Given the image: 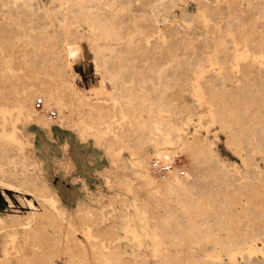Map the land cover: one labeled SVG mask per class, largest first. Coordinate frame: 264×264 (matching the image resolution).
Segmentation results:
<instances>
[{
	"label": "rangeland",
	"instance_id": "374dc122",
	"mask_svg": "<svg viewBox=\"0 0 264 264\" xmlns=\"http://www.w3.org/2000/svg\"><path fill=\"white\" fill-rule=\"evenodd\" d=\"M86 1L34 0L32 2L41 9L31 16L34 19L32 23L30 13L22 10L27 0H0V74H3L0 76V177L20 182L23 187L16 191L0 185V215L7 221L0 225V264H105L102 253L115 256L117 264H197L192 255L183 252L180 253L182 259H177L178 250H196L198 242L195 240L186 236L175 238L173 234L153 236L155 228L152 223L160 224L168 207L174 209L175 217H181L184 208L159 193L158 190L163 189L161 175L151 172L159 185H147L135 173L133 161L150 152L156 140H161L167 133L173 137L180 131V127L166 130V123L185 120L186 112L173 114L168 109L156 108L162 100L175 95L174 100L170 98L174 103L181 105L186 102L197 106L192 120L184 124L187 135L198 127V134L210 137L213 148L240 181L251 180V175L264 180V75L261 73L264 74V0H204L205 3L168 0L167 4L157 6L153 4L155 0L89 1L106 5L116 18L120 15L115 24L118 28L122 24L128 29L134 24L149 25L147 15L152 5L161 17L159 27L162 30L152 33L148 29L146 36L135 38V48L134 45L127 47L122 44L125 49L122 45L117 47L113 57L118 56L111 59L118 63L121 60L117 59L119 51L131 49L132 52L127 53L129 58L132 57L127 70L132 72L135 67L136 71L143 69L144 73L147 69L145 73L150 80L142 84L136 81L140 78V71L135 80L130 78V70L122 71L123 76L103 81L101 69L95 68V51L91 45L113 44L114 40L104 32H101L100 39H80V55L73 63V71L78 73L74 80L80 90L103 105L100 117H92L72 104L73 94L64 87L65 80L57 74L53 60L61 36H51L50 33L54 29L60 30L59 16L63 12L71 13L73 5L82 6ZM101 13L110 14L108 10ZM45 21L50 23L43 30L41 23ZM170 26L183 36L177 53L183 54L184 61L204 57L197 66L199 71L192 75L196 78L184 86L170 78L180 67L177 68L175 63H164L168 51L166 45L170 41L165 30ZM88 27L83 23L79 28L92 37ZM164 34L162 41L159 35ZM153 38L155 43H159L157 46L151 43ZM137 42L143 45L139 47ZM183 45L186 48H182ZM233 45L237 48L238 52L234 50L237 55L229 53V60H224V52ZM142 48L146 50L141 52ZM106 52L109 51L102 50L100 55ZM253 56H258L263 62L261 68H256L259 76L255 73ZM249 65L254 66L251 68L253 72ZM183 66L187 67L186 64ZM178 71L181 73L182 67L181 72ZM221 82L229 88L232 85L237 87L230 88L231 91L224 96L225 106L240 107L221 117L215 115L213 122L206 112L208 103L204 101L208 98L199 102L194 94L202 88L207 93L210 84L218 88ZM124 84L131 86V93L124 86L119 87ZM145 97L147 100H143ZM43 98H47L52 106H45ZM37 99L43 102L41 108L36 107ZM26 102H31L33 108L60 124L54 123L49 131L42 130L28 117ZM69 112L68 125L66 116ZM196 112L202 115L200 119H197ZM136 121L143 123V133L155 138L145 142L141 153L132 148L139 132L131 126ZM234 131L238 133L237 138L226 142L227 135ZM117 134L125 136L124 139L116 140ZM182 146L175 137L168 150L174 155L175 162L191 167V159L183 152ZM252 160L260 165L256 168L260 173L255 172ZM209 164L202 162L194 168L199 177L196 191L203 188L214 190L213 201L206 200L203 206L230 223L233 232L240 235L249 214L234 215L233 210L241 208L239 201L242 199L245 204V194L229 191L236 180H232L227 188L221 186ZM27 189L53 198V206L62 215L51 213L55 216L53 218L48 211L50 205L40 203L26 192ZM26 198L32 199L41 210L33 221L31 233L17 230V225L10 218L11 214H20L27 219L31 206ZM219 207L222 208L221 213H218ZM262 207L264 212V200ZM190 211L196 213L197 207ZM196 219L201 221L200 216ZM70 224L74 226L75 233ZM261 233L264 237V228ZM163 253L169 254V259H159ZM244 257L238 254L239 261Z\"/></svg>",
	"mask_w": 264,
	"mask_h": 264
},
{
	"label": "bare ground",
	"instance_id": "6f19581e",
	"mask_svg": "<svg viewBox=\"0 0 264 264\" xmlns=\"http://www.w3.org/2000/svg\"><path fill=\"white\" fill-rule=\"evenodd\" d=\"M32 1L34 0H27V3L24 5V7H22L23 8L22 10H24L27 13H30L29 15V18L31 19L30 21L34 23V19L31 16L37 12L36 10H39L41 8L40 6L34 4L35 2ZM89 1L91 0H87L82 6H79L77 4L75 6L73 5V7L71 8V13L69 14H65L64 12L61 13V17L59 16L61 22L60 30L54 29V32L50 34L51 36H55V34H60L61 36V42L54 51L53 60L55 61L54 65L56 67L57 74L59 76H62L65 80L64 87L70 89V91L73 94V99L71 101L72 104L74 106L81 107L84 112L87 111V113L91 114L92 117H100L102 115V112L104 111L103 105L99 103L98 99L91 98V96L87 92L80 90L77 87V84L74 80V76L78 75V73L73 71V63L80 55V46H79L80 39L86 38L87 40L90 41L95 39H100L101 32H104V34H106L108 38L114 40L113 44L98 43L96 45L95 44L91 45V48L95 51L94 54L95 68L101 69L103 81L111 80L113 78H117L118 75L123 76L124 75L123 72L125 71L128 72V70H130V69L127 70V67L129 66L128 63L130 60H132V57L129 58L127 56L129 54L128 52L131 51V49L130 50L127 49L128 45L133 46L134 43L137 41L136 39H140L138 38L139 35L146 36L148 34V32L146 33L148 29L152 33L153 32L157 33L158 31L162 30L159 27V23L161 22L160 20L161 17L157 14L156 9L152 5L151 11L147 15L149 25L146 26L144 24L145 25L144 26V25L134 24L131 29H128L125 28L124 25L121 23L122 25H120V27L118 28L116 27L115 24L117 20H120L119 19V17L121 18L120 15H117L118 18H116V14L112 11L110 12L108 7L106 8V5L100 2L99 4L89 3ZM166 1L168 0H155L153 4L154 6L164 5L167 4L165 3ZM199 2L205 3L204 0H199ZM206 5L209 4L207 3ZM209 6L214 7L215 5H209ZM102 10L104 11L108 10V13L110 14H103L101 13ZM40 16H42L43 18V15ZM45 17L47 16L44 13V18ZM42 21L44 20L42 19ZM49 23L50 21H45L44 24L41 23V26H43L42 27L43 30H45L44 28H46L49 25ZM83 23L89 26L87 29L89 31L88 33L89 34L92 33L93 36L96 35V37L93 36L91 37L89 34H88L89 36H87L85 35V33H83V31H81L79 27ZM165 31H167L166 35L169 36L170 41L168 45H166L167 48L165 46V48L168 49V51L167 53H165L166 56L164 57L165 60L164 63L169 65L175 63L177 65V68L178 66L180 67L178 68L180 72L182 67L181 73L178 74L177 72L179 71L174 70V73L172 74L173 76H171L170 78H172L173 81L175 80L180 86H184L187 82H189L190 79L196 78L195 75H194L195 77L192 75L199 71L197 66L201 64V61L204 59V57H201L195 61L192 60L191 62L184 61L183 54L177 53V49L179 48L180 43L183 40V36L180 34L179 30L176 29L175 27L170 26L166 28ZM159 37H162V41H163V39L165 38V34L159 35ZM214 37L218 38L219 36H214ZM153 40L151 43L157 46L159 43L156 42L157 43L156 44L155 43L156 40L154 41ZM142 42L143 41H141V43ZM122 44L127 45L126 49L128 51L124 50L125 46H123ZM121 45L123 46L124 49L121 50L119 49L120 50L119 57L117 58L118 61L120 59L121 60L118 63L112 62L111 59L117 55L116 54L113 57L114 51L117 50V47L119 46L122 47ZM140 45L143 44L139 43V47ZM135 46L136 44L134 45V48ZM163 47L164 46H162V48ZM182 48H186V45H183ZM143 49L145 48H142L141 52L143 51ZM102 50H106V51L108 50L109 52H106L104 55L102 54L100 55ZM234 50L237 51V48L234 45L228 47V49H226V51L224 52V60L228 61L229 53L235 52ZM144 52L146 53V51ZM237 52H235L236 55ZM143 54L142 57L143 59H145ZM132 56L134 57V54ZM146 56L149 57L147 53ZM134 59L130 63L131 69L133 68L131 64L132 62H134ZM252 61H254V63L256 64L255 69L263 64V62L260 61L258 56H253ZM229 62H231V60ZM249 62L251 63L250 59ZM183 64H186L187 67L184 68ZM191 65L192 67L190 68ZM249 66H252L250 67V69L254 68L253 65H249ZM134 69L132 70V72L131 70L129 71V73L131 72L133 74L130 75L131 76L130 78L135 79V77H138L137 76L139 73L138 71H140L141 73L140 78L139 77L136 78L138 80L135 79L137 83L142 84L150 78L149 75L147 76L148 73H145L148 71L147 69H144V73H143V69L140 70L138 69L137 71L135 69L136 72L134 71ZM245 69L246 67L244 68V71ZM250 69H247V71L250 72L252 70ZM256 70L257 72L255 73L256 75L259 76V74H257L258 69ZM157 71H160V69H158ZM247 71L246 73L249 74ZM134 73L135 74L137 73L136 76L134 75ZM261 73L262 75H264L262 71ZM2 75L3 74H0V76ZM182 75H184L183 78ZM210 85L211 86L208 87L209 89L207 90L208 91L207 93H205V91L202 90L203 88L200 89V86H198L200 91H198L194 95L199 102H201V100H205L206 97L208 98L207 100L204 101L208 103L207 106L208 110H206V112L213 122L215 115H219L221 117V115H223L224 113L229 114L231 111H237V109L240 107L239 104H238L239 106H237L238 108L228 107L227 105L225 106L224 104L225 102L224 100H226L224 96L228 94L232 88H237V87L232 85L233 87L231 86L230 89L224 83L218 85V88H216L213 83ZM122 86H124V89L127 90L128 93H131L132 91L131 86L124 84V85H120L119 87ZM170 96L171 97H169L168 100L164 99L161 101L163 107L160 104L159 106H156V108H158L159 110L162 108L164 110L168 109L173 114L186 112L187 116H185V120L184 118H182V120H180L179 123H177L176 121L169 120L166 123V127H167L166 130H170L173 128L176 129L180 127L179 129L180 131H177L173 137L174 138L176 137L178 142L183 145L182 150L185 154H187L190 157L192 166L190 167L175 162L174 155H172L171 152H169L168 150V146L174 143V138L171 135H169V133H167L161 140H156V142L152 144L150 152H145L143 155H139L137 158H134L133 163L135 165V173L137 175H140L142 180L145 183H147V185H152V186H157L159 185V183H156L155 180L153 179V176L151 175V170H150L151 159L156 158L162 161V163L168 164L169 165L168 171L165 174L161 175L163 189H160L158 191L166 199L175 201L184 208L182 210L183 213L182 216L175 217V214L173 212L174 209H172L171 206L168 207V210H166V213L164 215V220L160 224L156 222L152 223L153 227L155 228V231L153 232V236L156 237L159 235L173 234L175 238H183L184 236H186L190 240L192 239L198 242L197 248L194 252H190L188 250L186 251L183 249L178 250L179 251L177 253L178 260L182 259L180 253L183 252L188 255L189 254L192 255L197 261V264H264V237H261L262 234L261 231L262 228H264V212L262 207V202L264 200V180L251 175L252 177L251 180H246L245 182L240 181L239 177L233 176L232 172L234 171H232L231 168L230 169L228 168V164L223 159L220 158L218 152L213 148V140L210 137H205L204 135L198 134L199 133L198 127H195V130L191 133V135H187L188 131L187 128L184 126V124H186L187 121L192 120V115L194 114L193 111H195L194 108L197 109L196 108L197 106L195 104H187L186 102L185 103L182 102L181 105L174 103L173 96L175 95L173 96L170 95ZM147 98L148 97H145L143 98V100H147ZM170 98L171 99L173 98V100H170ZM29 99L32 100V97H30ZM43 100L45 106L46 105L52 106L51 103L47 100V98H43ZM26 103L28 109V117L30 118V120L36 122L37 126L42 130L49 131L51 130V126L54 123L60 124V122H58L56 119H53L51 116L45 115L44 113H40V111L33 108L31 102H26ZM132 107L137 108V106H133V105ZM176 107H179V110ZM197 112H196L197 116L196 115L195 116L197 117V119H200L202 115L198 114ZM69 114L70 112L67 114L66 118H68ZM66 122L69 125L70 123L69 118ZM131 126L135 132L141 131L140 133L138 132V136L134 139V143L132 145V148L135 150L136 153H141L140 150L142 149V146L145 144V142L149 139L152 140L155 138L148 137L146 133H143L144 131L142 132V130H144L142 129V127L144 128L142 122L140 121L132 122ZM237 136L238 133L236 131H234V133L228 134L226 138V142L235 140ZM124 137L125 136H123L122 134L121 135L117 134L115 136L116 140H123ZM202 162H207V163L210 162L209 166L211 167L214 173L213 175L214 176L216 175L220 179L221 186L223 187L226 186L227 188V186L232 180H236L237 182L233 184L232 187H230L229 191L232 194L233 193L245 194V204L243 203L244 200L242 199V201H239L241 208L240 209L235 208L233 210L235 211L234 215L244 216L246 214H249L248 221L243 225L244 232L242 233L240 231V235L233 232L232 230L233 227L230 223L224 221L217 214L209 212L203 206L206 200L213 201L215 191L211 189L209 190L208 188L206 189L203 188L196 191L197 190L196 188L199 185L198 183L199 177H197V174L194 173V168L199 163ZM252 164H255V169H254L255 172L260 173V170H257L258 167H260V165L254 163V160H252ZM230 166L233 167V164L230 163ZM21 181H23V179ZM0 185L3 186L4 188L13 189L16 191H20L23 189L22 184L20 182H14L9 178L0 177ZM24 190H26L25 187ZM218 190H220V186ZM26 192H28V194H31L34 198L39 200L40 203L50 205V209H48L49 215L51 213L58 214V216L62 215L60 211L57 209V207L53 206L52 204V201L54 200L53 198H47L44 195H40L35 190L27 189ZM195 192H197L196 196H195ZM26 201L28 205L31 206V211L29 212L27 217V219L29 220L27 219L25 220V217H23L20 214H11L10 218L17 225L16 228L17 230H24L27 233H31L33 231V221L35 217L41 213V210L37 206H35L32 199L26 198ZM196 207H197L196 213L191 212L192 210L190 211L191 208H196ZM46 210L47 208L45 209V211ZM221 212H222V208L219 207L218 213ZM196 216H200L201 221L198 222ZM53 218H55V216ZM6 222L7 221L5 220L4 216L0 215V225ZM70 226H72V224H70ZM145 226L147 227V224H145ZM73 227L74 226H72V228ZM144 227L143 229L146 228ZM72 231L73 233H75L74 231L76 230L73 228ZM238 254H241L242 257L243 256L245 257L241 261H239ZM102 255L104 257L103 263L117 264L115 256H109L106 253H102ZM159 259H163V260L169 259V254L163 253L162 256L159 257ZM141 261H143V259H141Z\"/></svg>",
	"mask_w": 264,
	"mask_h": 264
},
{
	"label": "built area",
	"instance_id": "2783aa9c",
	"mask_svg": "<svg viewBox=\"0 0 264 264\" xmlns=\"http://www.w3.org/2000/svg\"><path fill=\"white\" fill-rule=\"evenodd\" d=\"M42 100L41 99H37L35 104L37 108H41L42 107ZM169 169V165L162 163V161L156 159V158H152L151 162H150V170L153 174L155 175H163L165 174Z\"/></svg>",
	"mask_w": 264,
	"mask_h": 264
}]
</instances>
